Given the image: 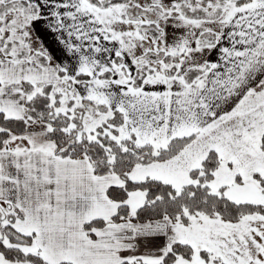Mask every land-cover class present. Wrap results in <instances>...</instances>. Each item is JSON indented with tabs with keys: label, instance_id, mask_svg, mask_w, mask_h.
<instances>
[{
	"label": "snow or ice",
	"instance_id": "obj_1",
	"mask_svg": "<svg viewBox=\"0 0 264 264\" xmlns=\"http://www.w3.org/2000/svg\"><path fill=\"white\" fill-rule=\"evenodd\" d=\"M0 264H264V0H0Z\"/></svg>",
	"mask_w": 264,
	"mask_h": 264
}]
</instances>
